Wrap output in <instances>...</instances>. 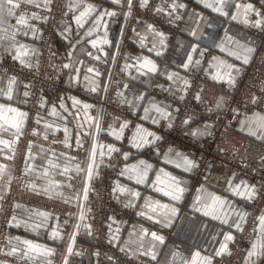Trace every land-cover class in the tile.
<instances>
[{"label": "crops", "instance_id": "crops-1", "mask_svg": "<svg viewBox=\"0 0 264 264\" xmlns=\"http://www.w3.org/2000/svg\"><path fill=\"white\" fill-rule=\"evenodd\" d=\"M128 1H64L63 8L70 13L68 19L59 24L56 55L50 68L61 77L58 90L63 97L42 96L39 110L29 124L22 102V82L0 71V106H3L0 110V176L17 134L27 128L35 134L55 138L54 146L28 143L22 160L26 186L41 198L76 209L87 180L90 184L96 181L97 172L93 168L89 170L87 160L96 130V138L102 145L92 166H105L104 179L107 178L115 206L107 212L103 244L83 230L73 244L71 264H95V251L100 247H113L137 263L193 264V255L199 253L195 264H207L211 261L210 252L220 251L228 242L225 236L233 237L243 230L253 214H256V222L240 264H256L264 253V231L260 224L264 204L255 202L259 186L221 166L210 168L201 182L194 175L195 161L187 153L191 143L165 144L160 151L166 135L155 125L163 118L173 119L177 104L170 96H183L197 76L233 85L241 76L242 68L253 63L260 51L253 30L264 29V0H234L225 5H220L218 0H163L159 8L134 20L120 73L117 70L121 82L111 96L112 105L127 111L119 115L103 106L101 91ZM15 2L19 7L12 9L13 15L8 14V5L0 10V57L33 67L39 60L41 24L50 0ZM249 4L252 8L246 11L245 6ZM89 5L93 11L83 17L81 27L77 18ZM145 5L143 0L135 2L139 13ZM214 7H222L227 15L214 11ZM110 12L115 15H106ZM20 16L24 17L23 24L18 23ZM185 17L193 24L191 29L181 31L187 42L180 46L177 59L167 60L165 54L170 41L167 31L178 29ZM257 21L261 22L260 26H256ZM189 56L192 62L184 68ZM262 58L264 60V53ZM66 64L70 67L65 68ZM152 65L155 71L149 70ZM89 68L93 71L89 72ZM10 80L14 82L10 84ZM130 86H137L139 92L131 95L127 90ZM9 88L11 99L7 95ZM226 101L227 97L220 94L213 105L216 110H222ZM85 104L90 107L84 108ZM9 107L26 116L21 119L7 112ZM261 118H264L262 109L246 111L237 121V132L264 142ZM101 121L102 127L97 130ZM14 123L19 126H13ZM213 125L214 121L207 117H189L177 135L202 139ZM108 160H115L116 167H108ZM185 160L191 161L193 166L189 167ZM141 177H144L143 182L138 183ZM3 189L4 185L0 184V191ZM252 190L254 194L248 198L247 193ZM172 195H179L180 199L173 200ZM214 197L219 200L214 201ZM164 205L167 207H161ZM173 208L174 216L170 211ZM152 233L163 237V243L153 239ZM64 241L65 235L55 213L22 202L14 203L4 246L7 255L31 264H54L55 261L60 264ZM183 244L193 247L188 251L183 249ZM254 244L260 254L249 257ZM0 264L15 263L2 261Z\"/></svg>", "mask_w": 264, "mask_h": 264}, {"label": "built area", "instance_id": "built-area-1", "mask_svg": "<svg viewBox=\"0 0 264 264\" xmlns=\"http://www.w3.org/2000/svg\"><path fill=\"white\" fill-rule=\"evenodd\" d=\"M64 1L50 0V5L45 10V17L41 24L42 48L35 66L28 67L17 61H11L7 57H0V71L21 81L24 86L22 100L27 109V124L34 119L38 112L42 96H51L52 90L58 88L61 83L60 76L52 73L50 68L56 55L55 38L59 24L61 21L67 20L70 13L63 8ZM135 2L136 0H129L124 8L115 39L112 63L101 92L103 106L119 115H124L127 111L123 107L112 105L111 96L119 84L117 74L119 57L126 53L132 23L137 18L151 13L154 8H159L163 0H148L140 13L136 9ZM184 26L186 28H183ZM192 26L191 20L185 17L182 18L178 29L169 30L170 33L167 31L170 41L167 44L165 59H177L181 52L180 46L187 42L181 31L189 30ZM253 33L258 37L256 45L260 51L252 64L242 68L241 76L233 85H228L225 82H214L205 79L203 76H197L183 96L175 94L170 96L171 100L177 104L175 116L171 120L164 118L159 120L156 123V128L163 135H166V138L161 142L160 151L165 144L183 141L191 143L187 153L195 161L194 175L200 178L201 182L205 180L210 168L221 166L225 170L245 176L259 186V194L255 202L261 204L264 203V142L240 135L236 129L237 121L246 111L264 110V60L262 58L264 29L262 31L253 30ZM127 90L131 95L139 92L137 86H130L129 89L127 87ZM220 94L225 95L227 101L222 110H216L213 103ZM189 117H207L214 121V125L207 136L202 139L177 135ZM99 126L100 123H98L97 130ZM127 128L129 129L130 126L128 125ZM97 133L96 130L93 133L87 159L89 170L93 168L97 172L96 181L94 184H90L87 180L80 205L76 209L62 202L41 198L26 186L22 160L28 143L37 142L54 146L57 143L55 138L35 134L27 128L15 136L13 150L10 156L5 159L6 167L0 176V184L4 185V189L0 191V262L31 264L4 252L10 216L15 202L45 208L55 213L62 227L63 235H65L60 264H71L70 256L72 255L73 244L83 230L88 235L93 236L97 242L103 244L107 212L114 208L115 203L108 191L107 178L104 179L105 166L97 164L92 166L93 153H95V157L102 145V142L96 138ZM116 165L115 160H108V167L114 168ZM110 176L111 173H109L108 179ZM255 222L256 214H253L249 224L243 230L236 232L232 240L227 242L226 250L223 252L211 251V264H240L244 246L253 231ZM192 247V244H183V249L188 251ZM95 259V264L105 262L110 264H153V262L137 263L128 254L113 247L98 248L95 251ZM54 264L57 262L55 261ZM257 264H264V256Z\"/></svg>", "mask_w": 264, "mask_h": 264}, {"label": "snow or ice", "instance_id": "snow-or-ice-1", "mask_svg": "<svg viewBox=\"0 0 264 264\" xmlns=\"http://www.w3.org/2000/svg\"><path fill=\"white\" fill-rule=\"evenodd\" d=\"M143 3H144V4H147V0H143ZM218 3H219L220 5H225L226 3H234V0H218ZM5 5H8V6H9V12H8L9 15H13L12 9H15V8H18V7H19V4L16 3L15 0H0V10H2L3 7H4ZM206 6H212V5H206ZM180 7H184V6H183V5H180ZM236 8L239 9V8H240V5L237 4V5H236ZM251 8H252V5H250V4L245 6L246 11H247V10H251ZM213 10H214V11H217V12H220L222 15H227V13L223 11V8H222V7H214ZM91 11H93L92 7H91L90 5H89V6H86V11H85V12H82V13H81V16L77 18V23H78V24H81V20L83 19V17L86 16V15L88 14V12H91ZM106 15L113 16V15H115V13H111V12H110V13H106ZM232 18H233V19H236L235 16H233ZM99 19H102V16L98 18V22H99ZM24 22H25L24 17H23V16H20V18H19V20H18V23L23 24ZM260 25H261V22H260V21H257V25H256V26H260ZM82 26H83V25L81 24V27H82ZM159 35L162 36L163 34H159ZM103 42H104V43H107L108 41H107V40H104ZM93 46L95 47L96 44L93 43ZM195 50H196V49H193V51H195ZM247 51H248V52H251V49H247ZM17 59H19V55L17 56ZM96 59H99V58L96 57ZM21 62H23V61H21ZM191 62H192V57L189 56V57H188V63H185V64L183 65V67H184V68H187V67L189 66V63H191ZM244 62L247 63V59H246V58H245V61H244ZM145 63H146V64H151L150 61H146ZM197 63H199V61H197ZM64 67H65V68H68V67H70V65H67V64H66V65H64ZM142 67H143V65H142ZM149 70H150V71H155V65H152L151 68H150ZM88 71H89V72H92L93 69L89 68ZM169 78L171 79L172 77L170 76ZM12 82H14V80H10V84H11ZM92 90L95 91V88H93ZM7 95H8V98L11 99V88H9V91H8ZM25 95H27V93H25ZM74 103H79V101H74ZM83 107H84V108H88V107H90V106L87 105V104H85V105H83ZM0 110H3V106H0ZM6 111H7V112H10V113H15V115H16L17 117H20L21 119L24 118V117L26 116V113L19 112V111H18L17 109H15V108H11V107H9V108L6 109ZM261 120L264 121V118H261ZM13 126L18 127L19 125L16 124V123H14ZM261 126H264V123H262ZM94 155H95V153H93V159H94ZM185 163H186L189 167L193 166L191 161L185 160ZM147 167H150V165L147 166ZM89 175H91V173H89ZM145 176H146V173H145ZM143 179H144V177H141L140 180H138V183H139V182H143ZM177 191H178V192H182V189H177ZM234 192H237V194H239V195H241V196H244V193H239L238 190H236V189H234ZM165 194L168 195L169 193H165ZM253 194H254V190H252V191H248V193H247L248 198H251V196H252ZM171 199H173V200H179V199H180V196H179V195H172V196H171ZM213 200H214V201H218L219 198H218V197H214ZM221 203H223V201H221ZM161 207H165V208H166L167 206L164 205V206H161ZM170 211H171V215H173V216L176 215V210H175L174 208L171 209ZM141 214L143 215V213H141ZM205 214L207 215L208 213L206 212ZM149 219H152V217H149ZM157 222H159V221H157ZM260 224H261V230L264 231V217H261V218H260ZM237 227H239V225H237ZM151 236H152L153 239L158 240V241H160L161 243H163V237L158 236L156 233H152ZM225 240H226V241L232 240V236H231V235H226V236H225ZM24 243L28 244L29 242L25 241ZM29 247H37V246L29 245ZM226 247H227L226 245H223V246L221 247V250H220V251L223 252L224 250H226ZM256 249H257V245L254 244V245H253V251L249 252V254H248L249 257H251V256H253V255L260 254V253H258V252L256 251ZM69 251H70V249H69ZM218 254H219V253H218ZM199 255H200L199 253H195V254L193 255V257H192L193 264H195L196 259H197V257H199ZM207 264H211L210 260L207 261Z\"/></svg>", "mask_w": 264, "mask_h": 264}, {"label": "rangeland", "instance_id": "rangeland-1", "mask_svg": "<svg viewBox=\"0 0 264 264\" xmlns=\"http://www.w3.org/2000/svg\"><path fill=\"white\" fill-rule=\"evenodd\" d=\"M124 11V10H123ZM122 15H123V13H122ZM169 33H170V31H169ZM56 39V38H55ZM56 41V40H55ZM128 42V41H127ZM123 56L124 55H122V56H120L119 57V59H120V61H119V66H118V73H120V65H121V62H122V59H123ZM111 60H112V57H111ZM111 63H112V61L110 62V66H111ZM61 78V77H60ZM121 82V75H119V83ZM118 86V85H117ZM103 88V87H102ZM117 88V87H116ZM59 89V87L58 88H55V90H52V95L51 96H49V95H46V98L47 99H60V98H62L63 97V93L60 91V90H58ZM116 90V89H115ZM102 92V91H101ZM115 92V91H114ZM42 99V98H41ZM22 102H23V100H22ZM40 102H41V100H40ZM24 105V104H23ZM39 106H40V103H39ZM125 115V114H124ZM102 123H103V121H101V123H100V126L99 127H102ZM98 125V124H97ZM156 126V125H155ZM229 172H233V171H229ZM236 173V172H235ZM238 174V173H237ZM264 204V203H263ZM262 256H264V253H263V255ZM262 256H261V258H262ZM260 258V259H261ZM260 259H259V261H260ZM259 261L257 262V263H259ZM256 263V264H257Z\"/></svg>", "mask_w": 264, "mask_h": 264}]
</instances>
